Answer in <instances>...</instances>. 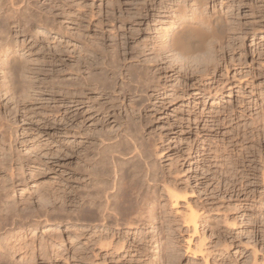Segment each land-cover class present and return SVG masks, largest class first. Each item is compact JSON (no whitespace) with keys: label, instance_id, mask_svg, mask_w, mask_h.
Returning a JSON list of instances; mask_svg holds the SVG:
<instances>
[{"label":"rangeland","instance_id":"rangeland-1","mask_svg":"<svg viewBox=\"0 0 264 264\" xmlns=\"http://www.w3.org/2000/svg\"><path fill=\"white\" fill-rule=\"evenodd\" d=\"M194 1L53 0L51 5L57 8L54 10L59 30L48 32L39 28L38 36L27 38L25 44L20 43L22 46L16 49L20 60H24L22 69H25L19 75L21 83H25L18 94L5 92L4 76L1 77L4 72L0 71L3 81L0 80V99L4 97L0 101V123H4L6 131L20 136L19 142L13 145V155L31 160L25 168L26 183L17 187L14 196L20 207L25 204L38 207L37 203L42 202L40 196L48 192L46 197L50 199L46 200H51L50 208L71 210L60 200L56 202L53 193L69 195L73 186H80L82 176L74 174V168H78L83 149L94 147L100 130L102 133L105 130L104 134L120 132L126 120L134 119L133 122L141 126L132 122L140 127L138 130L143 129L140 135L145 137L142 139L149 146V155L153 154L148 161L154 165L158 176L154 193L149 195L150 202L141 204L142 208L138 206L142 220L136 227L121 231L113 228L105 231L99 227L94 232L84 222L70 223L65 218L59 225L4 235L1 239L9 241L5 239L4 243L0 239L2 244L14 242L17 245L23 239L21 243L32 239L35 247L41 243L47 249L40 253V246L33 250L34 245H30L21 252L10 250L8 259L13 256V264H264V0H204L206 3L202 6ZM33 3L41 7L45 0ZM183 5L187 10L178 12ZM192 15L199 20L201 17L208 21L220 19L224 37L207 40L208 46L215 41L218 43L216 46L213 43V47L204 46L200 54L193 53L187 60L180 57L182 61H177L178 56L164 49L165 43L181 25L183 17L201 26L202 23L191 20ZM164 27L170 28L165 40ZM205 49H209L208 52ZM203 51L213 59H207L208 54L201 57ZM111 55L121 60L120 65L133 63V69L144 72L147 86L141 84L143 80L131 84L134 94H128L121 107L122 98L120 102L117 100V104L120 103L117 119L91 111L86 121L79 124L80 133L75 139L80 145H75V139L66 142L67 138L61 134L67 125L65 110H62L63 118L54 117L53 96L46 90L52 87L55 77L53 66L48 62L55 60L58 71L68 68L69 72L62 71L67 77L71 73L70 66L77 69L78 75H86L84 66L96 62L97 67L94 65L92 71L100 75L104 72V66H99L103 57ZM44 60H47L46 66ZM22 88L26 89L22 92ZM88 96H93L91 103L96 107L110 103H107L109 96L99 91H90ZM129 102L137 107L133 109ZM85 108L81 106L78 111L85 115ZM126 110L128 112L123 113ZM116 125H120L119 128ZM86 132H90L88 136ZM193 215L197 216L196 224L190 220ZM24 252H28L27 257Z\"/></svg>","mask_w":264,"mask_h":264},{"label":"bare ground","instance_id":"bare-ground-1","mask_svg":"<svg viewBox=\"0 0 264 264\" xmlns=\"http://www.w3.org/2000/svg\"><path fill=\"white\" fill-rule=\"evenodd\" d=\"M33 1L34 0H0V71L4 72V75H2L3 74L2 73L1 77L4 76L3 79L5 82L3 83L1 78H0V80L3 83V85L2 84L1 85L3 87H6L4 89L5 92L11 93V95L16 93L19 89H21V85L24 82L23 81L21 83L20 77H19L22 70H25V69H22V68H24L23 67L24 66V60L21 59L23 62L20 60V58L17 55L16 49H19L18 47H20L21 44L24 45L27 38H34L35 36H38L40 34L38 32L39 28L41 30L43 29L44 31L46 30L48 32H56L60 28V26L56 22L57 18H56V14H55V10H54L57 8H54L55 6L53 7L52 6L53 4L51 5L53 0H45V3H47L48 6L45 3H43V5L41 7H38V5L39 6L41 5V4H39L41 2H39L37 5H34L35 3H33ZM194 2L195 3L197 2L198 5L200 4L201 6H202V4L206 3L204 0H195ZM46 7L48 9L45 10ZM182 10H187V9H185L184 5L179 7L178 12L181 11L183 13ZM202 10H203V8H202ZM184 12H186V11H184ZM200 13H202V12H200ZM191 14H189V15H191ZM195 15L196 14H194V16ZM197 15H199V14H197ZM183 16H184V14H183ZM184 17L182 18L181 25L176 30H174L171 34H170V30H169L170 28L169 27H168L169 29H165L166 27H164V30H162V31H164L163 36H162L163 39H164V37H167L170 34V36L168 37L167 43H165L166 48H164V49L169 50L170 52L174 53L173 54L174 56L176 55L179 57L178 60L176 58H175V60L173 59V61H175V62H176V60L180 61L181 60L180 57L184 61V58L186 59L187 57H190L189 55H191V54L193 55V53L198 52V54H200V51H202V49H204V46H205V48H207L206 47V46H208V45H206V44H208L207 40L208 41H213V40H209V39L220 40L224 37V33H225L223 23L220 19H214L213 21H208L209 19H207V20L203 19L204 17H201L200 20L198 19L199 17H197V18L194 17L192 19L190 18L192 21H197L199 23H202L204 25L203 27L206 28L205 29V28L201 27L202 24H201V26H198L199 25L198 23H197L198 25H195V24L193 25L190 22H187L185 20L188 17H186V18H184ZM32 23H34L33 26H32ZM42 34H44V33H42ZM49 35H50V33H49ZM46 36L47 35H45V37ZM159 37H161V36H159ZM21 39H23V40L20 41ZM213 43L214 42L211 43V46L213 45ZM215 43H216V41H215ZM215 43H214V45H215ZM209 45H210V43H209ZM162 46L163 45H161V47ZM211 46H208V47H211ZM157 48H160V46H158ZM160 49L162 50V48H160ZM164 49H163V51H164ZM161 50H159V51L161 52ZM206 50L207 49H205V51ZM208 50H207V52H208ZM100 51H102V50H100ZM103 51H105V50H103ZM163 51H162V53H163ZM205 51L201 52L202 53L201 57L208 54V56H207L208 58L207 57L206 58L207 59H209V58L213 59L212 56L209 57V53L203 54ZM111 53H113V52H111ZM104 54H102V56ZM113 54H115V53H113ZM90 55H93V54H90ZM115 55H117V54H115ZM156 55L158 56L157 52H156ZM210 55H213V54H210ZM111 56H109V58H107L108 56H106V59H105V57H103L104 61H101L102 63H100L99 66H101V65L104 66V68H103L104 72L100 75L99 74L97 75L96 73H94L92 71L93 70L92 68L94 67V65H95V67H97L96 62H95V64L88 62L86 64V66H84V64H83L84 67H87L86 68V72H87L86 75H84V74L78 75V73H76L77 69L75 67L74 68L72 67L73 69H76V71H73V69L70 66V69H71L70 72L71 73H70V75H68V77L63 74L68 68L67 69L65 68L66 70L62 69V71L64 70V72L62 73V71H60L61 69L59 71L57 69H55L56 66L58 65V63H56L55 60L53 62L52 61L48 62L53 66L52 70H53V73L55 72V77H54L52 84H51L52 87L48 88L46 90L51 92L52 96H53L52 97V103L54 105V109H53L52 113L54 114V117H56L57 119L62 117V110H65V112H63V113H66V116L64 118L65 119L67 118L66 119L67 121L64 122L65 120H63V122L66 123L67 125H66V127L63 126L65 128L63 129V132L61 134H63L62 136L67 138L66 142L68 140L75 139L79 135L80 128H81V127H79L80 126L79 124H82L83 121L84 122L86 121V118H87L86 115L90 114L91 111H94V114L101 112V114L106 116L105 118L112 117V118L117 119L116 116L119 115V114H117V108L119 107V104H120V103L117 104V100H118V102H120L119 100L122 98V102L120 104V107H121L124 104L126 96L128 94H132L133 91H135V89L132 90L131 84H133V85L137 84L138 82H140V80L144 79V77H143V76H145L143 74L144 72L142 73L140 71V73H139L137 70L138 68L136 69V67H135V69H133L134 68L133 66H135L133 63H132L133 66H132V64L131 65L124 64L122 66L119 64L121 60L120 61L117 60L115 58L116 56H113V55H111ZM88 57H89V55H88ZM198 58L201 60L200 56ZM198 58H193V59L194 60L196 59L195 61H197ZM120 59H122V58H120ZM187 59H189V58H187ZM199 59H198V61H200ZM58 60H59V58H58ZM99 60H101V59H99ZM194 60H190V61H194ZM209 60L211 61V59H209ZM46 61L47 60H44L45 66L47 65ZM64 61H63V63H64ZM93 61H95V60H93ZM188 62H189V60H188ZM74 63H77V65L81 64V63L78 64L79 62H74ZM195 63H197V62H195ZM98 64H99V62H98ZM180 64H181V62H180ZM138 65H141V64L139 63ZM74 66H76V64H74ZM141 67H140V69H141ZM94 70H95V68H94ZM42 71L43 70H41V72L39 74H42ZM80 72H82L81 68H80ZM31 77H33V76H31ZM24 79H25V81L27 80V82L29 81L25 77H24ZM34 79H33V83L35 82ZM119 80L121 82L120 85H119L120 82L118 83ZM145 80H147V79H145ZM33 83H31V84H33ZM144 83H145V81L141 84H144ZM146 83H145V86H147ZM23 86H24V84H23ZM145 86H143V87H145ZM136 87H137V85H136ZM139 87H140V84H139ZM25 89L26 88H24V89L22 88V92ZM140 89H139V92H140ZM90 91H96V92L99 91V93L102 92V93L106 94V96H109V101L107 103H109V102L110 103L108 105H104V106L97 104L98 107H96L94 104L91 103V98H93V96L90 98L88 96V93ZM18 92H17V94H18ZM29 92H30V89H29ZM142 93H143V91H142ZM3 95L6 97L5 93ZM11 95H9V98H13V96H11ZM22 95L23 94L21 93V96ZM28 95H29V93H28ZM24 96L25 95H23V97ZM2 98H4V97H2ZM19 98H20V96H19ZM1 99H0V101H1ZM131 99H133V98H131ZM17 100H19V99H17ZM95 101H97V100H95ZM133 101H134V99H133ZM16 102H18V101H16ZM103 102L104 101H102V104H104ZM15 104H17V103H14V105ZM18 104H17V106L21 105V104H19V105ZM14 105H13V107H14ZM129 105H132V108H133V106L137 107L134 105V103H132V104L130 103ZM81 106L86 107L85 109L87 111L86 110L84 111L85 115H83V112L81 113L80 111H78ZM13 107H11V108H13ZM17 110H18V108H17ZM9 111H12V110L10 109ZM9 111H6V112L9 113ZM125 112L127 113L128 111L126 110L123 113H125ZM13 113H14V116L16 117L15 108H14ZM3 115L6 116L5 113ZM126 115L127 114H125V117H126ZM93 116H95V115H93ZM128 116H130V114ZM4 117H2V118H4ZM138 117L140 118V116H138ZM2 118H1V121H2ZM90 118L91 117H89V119ZM126 118L128 119L129 117H126ZM15 119H17V118H15ZM119 119H122V118H119ZM119 119L117 120L118 122L121 121ZM132 119L130 118V120H132ZM54 120H55V118H54ZM124 120H126V119H124ZM4 121L7 122V119L6 120L4 119ZM133 121H134V119H133ZM133 121L130 122V121L126 120V122H124V124H122V128L120 127L121 128L120 132H118L117 134H111V133L104 134V133H106L105 130H104V133H102L103 130L102 131L100 130V135L99 134L97 135L95 133L98 136V137L97 136L96 137L99 139V141L96 143L93 140L94 141V147L92 146L93 145V143H92L93 141H92V142H90V143H92L91 149H89V147H87L88 149L87 148L83 149L84 153L80 156L78 168H77V166L74 165L76 167L74 169H76V170L73 169L74 174L82 176L81 179H79V180L83 181L82 184L76 188L72 185L73 188L71 187L72 190H71L69 195L65 194V196L64 195L61 196V195H58L56 193L57 191L53 193V197L55 198L56 202L58 200H60L61 203L63 202L64 204L69 205L71 210L66 209L64 207V205H63L64 208H62V209H60V208L58 209L53 205H52L53 207L50 208L49 204H51V203H48V202L51 200H48V201L46 200V198H47L46 195L48 194V192H46L47 194L45 192H44V194L40 193V194H42L41 196L39 195L42 199V202L37 203L39 205H38V207H35V208H33L29 204H25L23 207L22 206L20 207L17 204V202H15L14 196H15L17 187H20L24 183H26V178L24 177L25 176V168H26V165L31 162V160L26 159L27 157L13 155L14 153H12V148H15V147H13V145L19 142L20 139L18 140V138L20 136L17 137V135L14 131L13 132L10 130L6 131L5 127H4L5 126L4 123H0V239L3 238L2 236H4V235H10L11 233L13 234L14 232H18V231H20L19 233H25L28 231L38 230L39 228H42L45 226H51L54 224L59 225V223L62 222L65 218H66V221L68 219V221L70 223L73 222V223L79 224L81 222H84L87 225V227L90 228L92 231L94 230V232H95V229H98L99 227H102L105 231L106 230L110 231L112 228L114 230H120L121 231L122 229H131L132 227H136L138 225V222H140L142 220L141 219L142 212L139 211L138 206L140 205L142 208V206H144V205H141V204L146 203L147 201L150 202L149 201L150 200L149 195L154 193V189L158 184V176L156 174L157 172H155L156 170H154V168H155L154 165L152 166L150 164L151 162L148 161L149 156H151L153 154L150 153L151 155H149L148 150H150V149L147 150V148L149 146L147 147L146 141H144L142 139V137H144V136L140 135V131L142 128L140 130H138L141 126L137 125ZM9 122H11V121H9ZM109 122H110V120H109ZM132 122L135 125L140 126V127L137 128ZM15 123H17V122H15ZM100 123H101V121H100ZM138 123H140V122H138ZM8 124H10V123H8ZM13 124H14V122H13ZM58 124H59V122H58ZM9 126L13 127L14 125L13 126L9 125ZM118 126H120V125H118ZM118 126H117V128H119ZM16 129H17V127H16ZM88 129H89V127H88ZM102 129H103V127H102ZM57 130L58 131L61 130L60 127H57ZM109 130H111V129L109 128ZM96 131H97V129H96ZM96 131L94 130V132H96ZM82 132H83V130H82ZM87 133H90V132H86V134ZM97 133H98V131H97ZM113 133H114V131H113ZM88 135L89 134H87V136ZM90 136L94 137V135H91V134H90ZM77 141L78 140L75 139V141H74L75 145H77V143L79 142V141L78 142ZM95 143H96V145H95ZM78 145H80V144H78ZM85 146H88V145H85ZM67 149H68V147H67ZM9 150H10V152H9ZM74 150H76V149H74ZM72 151H73V149H72ZM66 155H67V152H66ZM71 155L72 154H70L69 156H71ZM150 160H151V158H150ZM70 168H72V166ZM71 176H72V174H71ZM72 178H73V176H72ZM79 180H77V181H79ZM58 190H59V188H58ZM59 191H62L64 193L63 190H59ZM47 199H50V198H47ZM38 201H39V199H38ZM151 202H152V198H151ZM53 203H55V202H52V204ZM140 206H139V208H140ZM57 207H60V206L58 205ZM196 217H195V215H193L192 218L190 219L191 222H193L194 224H196L195 223ZM151 218H153V216ZM151 218H149V220ZM153 222H154V219H153ZM48 228H50V227H48ZM101 231H103V230H101ZM58 233H59V231H57V234ZM49 234L51 235V233H49ZM52 234H56V233L53 232ZM21 235H23V234H21ZM13 237H15V236H13ZM23 238H25V240H27L26 236L25 237L23 236ZM30 238H32V237L30 236ZM5 239L4 240L1 239V240H3L2 242H4ZM7 240L8 239H6V241ZM43 240H41L42 244L45 241V240L44 241ZM17 241H18V239H17ZM19 241H20V239H19ZM22 241L18 242L17 245L14 242L9 244V245H6L9 242H7L6 244H2L0 241V264H11L12 263L13 256L11 255L12 257L8 259V256L10 254L9 253L10 250L16 251L19 249L18 251L21 252V250L29 249L30 245L31 246L34 245L33 248H31V247L30 248L33 250H35V249L38 250L37 247L40 246V250H38V251H40V253H41L43 251L42 249H45L44 247H46L45 244L41 245V243L39 246L35 247V243L33 244L32 239H30L28 242H25V243H21ZM30 241H31V244H30ZM34 242H35V239H34ZM3 245H5V246L3 247ZM45 250H47V249H45ZM4 251H5V253L8 252V253H6L7 257H6V254L4 253ZM11 254H12V252H11ZM27 255H28V252L24 254V257L25 256L27 257ZM32 255H34V254H32ZM40 255L43 256V253ZM10 260H11V262H10Z\"/></svg>","mask_w":264,"mask_h":264}]
</instances>
